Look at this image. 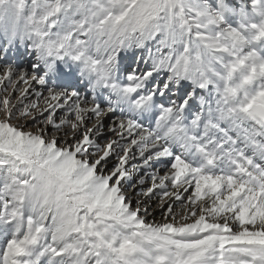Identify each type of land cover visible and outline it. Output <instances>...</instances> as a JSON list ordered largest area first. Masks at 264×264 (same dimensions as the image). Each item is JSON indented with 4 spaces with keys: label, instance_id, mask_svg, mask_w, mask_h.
I'll return each instance as SVG.
<instances>
[{
    "label": "snow or ice",
    "instance_id": "snow-or-ice-1",
    "mask_svg": "<svg viewBox=\"0 0 264 264\" xmlns=\"http://www.w3.org/2000/svg\"><path fill=\"white\" fill-rule=\"evenodd\" d=\"M0 39V264H264V0H0Z\"/></svg>",
    "mask_w": 264,
    "mask_h": 264
},
{
    "label": "bare ground",
    "instance_id": "bare-ground-1",
    "mask_svg": "<svg viewBox=\"0 0 264 264\" xmlns=\"http://www.w3.org/2000/svg\"><path fill=\"white\" fill-rule=\"evenodd\" d=\"M13 49H15V48H13ZM25 58H26V54H25V52H21V53H20V56H19L17 62H15V64H18V65L24 67V64H25L24 59H25ZM29 58H30V57H29ZM30 59H31V58H30ZM9 63H12V51H10L9 54H7L6 56H3V57L0 56V64H5V65H6V64H9ZM110 118H111V117L106 118L105 123H107L108 121H110V120H111ZM93 121H94V120H93ZM93 123H94V122H93ZM101 142H102V141H101ZM103 142H104V141H103ZM109 163L111 164L112 161H110ZM146 184H147V185H146ZM150 184H151V181H150V180H147L146 183H145V185H144V187L147 188ZM157 214H159V213H157ZM157 214H156V215H157ZM157 219H159V217H158Z\"/></svg>",
    "mask_w": 264,
    "mask_h": 264
},
{
    "label": "rangeland",
    "instance_id": "rangeland-1",
    "mask_svg": "<svg viewBox=\"0 0 264 264\" xmlns=\"http://www.w3.org/2000/svg\"><path fill=\"white\" fill-rule=\"evenodd\" d=\"M231 1H232V0H230V2H231ZM234 1H235V0H234ZM249 2H250V0H249ZM232 3H233V2H232ZM0 41L2 42L1 45H0V46H1V47H0V52H1L2 49L5 48V42H4L2 39H0ZM13 50H14V49L7 50V51L5 50V52H4V56H6L7 54H9L10 51H12V56H13ZM137 55H139V53H138ZM18 58H19V57H18ZM25 59H26V58H25ZM24 62H25V61H24ZM102 143H103V141H102ZM156 217H159V214H157Z\"/></svg>",
    "mask_w": 264,
    "mask_h": 264
}]
</instances>
